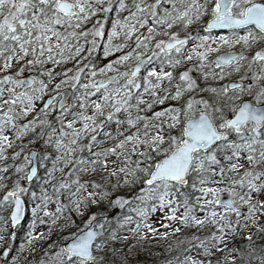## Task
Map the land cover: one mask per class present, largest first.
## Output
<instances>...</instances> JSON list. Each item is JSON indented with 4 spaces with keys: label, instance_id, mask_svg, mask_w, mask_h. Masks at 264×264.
Masks as SVG:
<instances>
[{
    "label": "snow or ice",
    "instance_id": "6c2138e0",
    "mask_svg": "<svg viewBox=\"0 0 264 264\" xmlns=\"http://www.w3.org/2000/svg\"><path fill=\"white\" fill-rule=\"evenodd\" d=\"M108 21L110 27L106 28ZM194 23L198 25L195 34L189 30V26ZM88 24L91 26L84 27ZM174 25L178 26L177 30H173ZM215 31H218L219 35H214ZM105 34L107 38L104 40L103 52L106 57L110 52L123 49L134 35L135 48L117 56L115 60H109L103 67L94 69L91 76L95 77L97 71L103 73L107 69H112L114 64L133 58L131 67L124 71L117 69L112 75L98 81L89 79L84 84L73 83V88L78 86L85 90L78 98L79 108L82 111L71 112L74 119H65V114L69 113L73 104L66 103L61 97L60 111L57 113L59 131L52 127V122L47 119H32L20 125L15 123L17 118L15 106L20 105V115L27 116L33 110V101L40 98L36 94L42 95L43 90L47 88L43 80L39 81L37 87L36 76L17 78L19 73L0 76V96H3L5 91L8 94L6 100H0V158L6 155L5 148L11 146L9 136L5 134L6 129L14 128L15 136L19 137L36 124H44L51 129L48 132L47 143L51 144L55 139L57 151L64 153L63 157L57 156L56 160H53V168L48 169L46 179H51V173L57 161L61 159L65 163L72 159L76 160L69 169V172H72L77 165L90 163L95 166L98 160L107 157L110 153L119 155L117 149L124 148L129 142L132 145V152H136V145L143 144L148 146L146 152L154 150L163 155L155 158L148 155L147 161L154 160V162L141 167L137 161L135 168L130 169L133 173L139 170L146 174V178L135 177L142 179L145 185L140 189L141 195L136 197L141 204L133 209L138 216L146 217L150 211L156 210L157 205L163 208L165 205H172L173 201L179 206L181 201L178 196H183L184 213L180 216V221L184 224L201 226L212 218V223L219 232L214 231L210 236L204 237V240L211 243L219 242L222 237L225 225L220 221L231 214L240 217L239 205H248V215L244 219L253 217L258 210L257 206L260 212H264V199L258 200L256 204L251 202V191L264 189V179H262L264 178V0H0V60L3 61L0 71L11 68L13 61H23L20 71H23L24 66L34 64L40 65L43 70L46 61H51L55 65L60 60L71 59V54L80 53L85 43L91 44L88 48V52L91 53L98 44L96 38H103ZM157 34L162 35L163 38H156ZM89 35L92 37L90 42L86 40ZM117 38L122 40L117 41ZM73 40L76 41L75 45L72 43ZM192 40L197 43H192L185 55V47ZM211 42H215L217 47L228 46L225 51L218 52L210 62L220 70L219 74H211L218 80L224 79L226 75L235 74V79L218 87L201 89L211 93L208 98L189 96L182 107L170 105L168 109L153 114V117L170 114L171 124L180 125L178 136L171 133L167 136L163 135L162 126L157 124L158 130L151 136L145 131L143 140L139 134H127L111 147H99L96 151H92L94 144L102 143L99 139L101 134L108 139L113 135L120 136L126 131L122 129L125 122L132 126L137 121H143V126L148 128L150 118L139 114L140 104L146 102L147 107H152L151 101H145V94L149 93L163 101L165 97H158L156 90L163 80L173 79L174 69L182 60L191 61L194 54L200 61L202 74L208 76L210 72L204 71L203 66L209 54L215 51ZM233 45L240 47L237 50ZM138 49L143 50L138 51ZM29 56L32 58L29 59ZM166 65L169 68L167 71H165ZM67 71L65 69L66 73ZM191 71L192 68L189 67L179 73L180 82L175 87L173 98H180L185 91L198 87L196 79L190 74ZM82 72L83 68H77L75 75L71 77L65 75V80L79 81ZM48 77H52L51 71H48ZM62 83H58L56 88L59 89ZM4 84L10 87L5 90ZM98 93H102L99 99L88 100V97ZM89 103L92 108L90 113L87 111ZM55 104V97H49L41 111L47 113ZM198 106L199 110H197ZM133 108L137 109L136 115L131 111ZM121 113L127 114L123 120L120 118ZM78 121L81 122L80 126L75 127ZM113 122L116 125L114 132L110 128ZM43 133L42 129L40 135ZM89 134L86 143H78L81 136ZM85 147L90 155L97 158L96 160L88 161L83 156L73 155L77 148L83 151ZM19 154L13 152L12 156L16 157ZM221 154L224 161H232L228 163L227 168L218 158ZM143 155L141 154L142 158ZM48 156L47 152L41 156L39 152L33 151L25 155V163L16 164L14 167L17 172L23 171L24 178L30 181L37 176V167ZM125 159L130 157L125 155ZM241 160L245 161L247 166L242 164ZM103 163L107 165V159H104ZM4 167L8 166L4 165ZM217 168L221 176L237 168L243 169L238 178L234 177L230 183L239 185L241 189L247 191L240 194L235 188L208 187L209 177L216 174ZM84 170L87 171V168ZM119 171L123 172L125 169L121 168ZM192 173L196 176L191 187L196 189V181H198L201 185L199 191L205 196L210 193L213 197L210 200L199 201L204 212L199 218L193 215L196 205L190 203L189 196L180 191L182 186L188 184V177ZM3 179L4 177L0 176V180ZM71 183L73 181L62 180L59 187L56 185L53 187L59 193L61 188L67 189ZM76 183H78L76 191L79 192L84 188L85 183H80L79 178ZM92 187L97 188L99 185L93 182ZM27 191V188L20 185L18 177L0 199V206L14 204L10 217L13 225L17 224L24 214V201L21 195ZM222 191L229 193V199H220L218 194ZM75 195L76 193H72L73 197ZM94 195L96 194L89 192L82 199L88 203V198ZM104 195L106 193H100L101 197ZM32 197L36 198L37 193L32 192ZM51 198L46 191L41 193V203L36 204L31 210L34 217L40 210H43L45 215H52L47 208ZM114 203H123V201L117 197ZM217 205H220L222 210H216ZM76 206L79 208L80 204L77 203ZM63 207L57 197L56 211H62ZM170 212L171 218L174 219L175 209L171 208ZM131 219L124 217L119 223ZM92 220L93 217H89V221ZM36 222L35 219L31 220L29 227H33ZM226 226L230 229L236 228L230 219ZM98 227L99 231L89 223L84 229L71 232L70 242L61 244L51 253L49 259H42L40 264H101L96 252L105 241L101 239L103 227L102 225ZM261 230L264 231V228ZM27 235L31 240L32 232L29 231ZM112 238L115 239V230L112 232ZM192 239L199 240V237L194 236ZM201 245L205 252L209 251V247L205 246L203 241ZM191 247L192 244L189 243V248ZM255 251L256 249H252L248 256ZM241 255L243 259L244 254ZM15 259L13 257V260ZM186 260L188 264H202L198 260H192L191 257H186ZM260 264H264V256L260 257Z\"/></svg>",
    "mask_w": 264,
    "mask_h": 264
},
{
    "label": "rangeland",
    "instance_id": "374dc122",
    "mask_svg": "<svg viewBox=\"0 0 264 264\" xmlns=\"http://www.w3.org/2000/svg\"><path fill=\"white\" fill-rule=\"evenodd\" d=\"M124 14L126 15V13ZM112 15H114V13H112ZM90 26V24L84 25V27ZM107 27H110V21L106 22V28ZM177 28L178 26H173V30H177ZM197 28L198 25L195 23L189 26V30L192 31L193 34H195ZM181 34H183L182 29ZM201 34H203L202 30ZM214 35H219V32L215 31ZM106 38V34L103 38L97 37L98 44L91 53L88 52V48L91 47V44L85 43L80 53L71 54V59L60 60V62L55 65H53L51 61H46L43 65V70L40 65L34 64L31 66H24L23 71H20V65L23 61H13V66L11 68L0 71V76L8 73H12L13 75L19 73L17 78H22L26 74H32L37 77V87L39 86L40 80H43L47 84V88L43 90L42 95L40 93L36 94L40 98L33 101V110L27 116L20 115V105L15 106L17 109V118L15 121L16 125L23 124L32 119H47L53 123L52 127L59 131V122L57 120L58 112H55V109L53 108L55 115L52 116L50 112L44 113L41 111V102L45 95L64 89H70L72 91V96L68 104H73V108L69 111V113L65 114V119H74L71 112L82 111V109L79 108L78 98L85 90L78 86L73 88V83H76L77 85L84 84L89 79H95L98 81L107 77L109 74L114 73L117 69L124 71L126 68L131 67L133 58H130L129 61H125L123 63L114 64L112 69H107L103 73L97 71L95 77L91 76V72L94 69L103 67L109 60H115L117 56L135 48L134 35L131 38V41L126 44L123 49H118L116 52H110L106 57L103 52V44ZM156 38H163V36L157 34ZM86 40L90 42L92 40L91 35H89ZM119 40H122V38H117V41ZM72 43L75 45L76 41L73 40ZM192 43H197V41H190V43L185 47V55H187ZM211 44L215 51L209 54L208 59L204 62L203 66L204 71L210 72L208 76H204L202 74L200 61L194 54L191 61L182 60L181 63L174 69L173 79L171 81L167 79L163 80L156 90L158 97H165L163 101L156 99L150 93L145 94V101H151L152 107L149 108L147 107L146 102H142L140 104L139 114L150 118L148 121V128L146 129L143 126V121H137L136 124L132 126H129L125 122L122 125V129L126 131H123L120 136L113 135L108 139H105L103 134H101L99 139L102 143L94 144L92 151H96L99 147H111L118 139H121L123 135L127 134H139L143 140L145 138L143 135L145 131H148L149 136H151L158 130L156 128L157 124L162 126L164 130L162 134L165 136L169 135V133L175 135L176 131H180L179 124H171L170 114H164L158 117H153V114L157 111L168 109L170 105L173 107H182L183 104L187 102L189 96H194L196 98L205 96L204 98H208V96L211 95L210 92L199 91L196 95L195 90L209 84H213L218 87L227 81L235 79V74L226 75L222 80L215 79V77L211 74H219L220 70L212 66L210 62L218 52H223L228 47L227 45H220L217 47L215 42H211ZM233 47L238 50L240 45H233ZM253 47H255V45H253ZM142 50L143 49H138V51ZM45 55H47V53H45ZM28 58L31 59L32 57L29 56ZM193 65L195 66L193 67ZM2 66L3 61L0 60V69H2ZM189 67L192 68L190 74L196 79L198 87L193 90L185 91L180 98H173L172 94L175 92V87L180 82L179 73ZM29 68H31V71H29ZM77 68H83L80 80H65V75L69 77L75 75ZM65 69L68 70L67 73L65 72ZM167 70H169V68L166 65L165 71ZM48 71L52 72L51 78L48 77ZM61 82H63L61 87L57 89L56 85ZM121 82L123 81L121 80ZM8 87H10V85H3L5 90H7ZM101 94L102 93L94 94L93 96L88 97V100H97ZM7 98L8 94L7 91H5V94L0 96V100H6ZM133 103H135V101H133ZM91 110V103H89L87 111L90 113ZM197 110H199V106ZM131 111L133 115L137 114L136 108H133ZM126 115V113H121L120 118L123 120ZM80 123L81 122L78 121L75 127H79ZM115 127V122H113L110 125L113 132L115 131ZM42 129L44 130V133L43 135H40ZM137 129H139L138 133ZM50 130L51 129L48 128L47 125L36 124L24 131L19 137L15 136L14 128H8L5 130V134L9 136V140L11 141V146L5 148L6 155L3 158H0V176L4 177L3 180H0V185H3L0 187V199H2L4 193L8 191L9 187L18 176L24 177L25 173L23 171L17 172L14 165L25 163L26 154L38 151L41 156H43L45 152H47L49 156L46 160H43L41 165H39L40 171L34 179L32 186H24V188L28 189L27 192H24L21 195L25 203L24 220L15 228H11L9 222V211L12 204L10 203L0 206V264H40L42 259H49L51 253L54 252L57 247L70 239L71 232H75L77 229H84L90 222L89 217L94 218L97 215L104 213V211L109 207L110 201L116 200V198H113L116 191L128 190L135 185L137 188L141 187L142 179H136L135 177L146 178V174L139 170L135 173L130 170L135 168L137 161H139L141 167H144L152 162L147 161L148 155H152L154 158L163 155V153L156 152L154 150L146 152L148 146L143 144L136 145V152H132V145L131 142H129V144L124 148L117 149L120 153L119 155L110 153L107 157H103L98 160L95 166L90 163L77 165L72 172H69V169L76 163V160L72 159L65 163V161L61 159L57 161L55 169L51 173V179H46L48 169L53 168V160H56L57 156H64L62 151H57L55 147V139L52 140L51 144L47 143L49 140L48 132ZM89 136L90 134L88 136H81L78 143H86ZM13 152H19L20 154L13 157ZM141 154H144L143 158L141 157ZM73 155L75 157L83 156L88 161L97 159L96 157L90 155L87 147H85L83 151L77 148ZM125 155L129 156L130 159H125ZM218 158L226 168L228 163L232 162L224 161L222 154L218 156ZM104 159H107V165H104ZM241 163L247 166L245 161L241 160ZM4 165H7L8 167L5 168ZM213 167L216 166L213 165ZM85 168H87V171L84 170ZM121 168H124L125 171H119ZM242 170L243 169L241 168H237L231 172H226L223 176H221L219 174V168H217L216 174L210 175L207 186L224 189L235 188L238 192H240V194H243L247 191V189H241L239 185H233L230 183L234 177L238 178L239 173ZM193 174L194 179L190 182V188L188 189L194 193V200L192 204L196 205V210L193 215L199 218L204 215L199 201L206 199L210 200L213 197L210 193L205 196L199 191L201 185L198 181H196V189L191 187L196 176L195 173ZM78 178L80 183H85L84 188L79 192L76 191L78 187V183H76V181ZM62 180H70L73 181V183H71L67 189L61 188L59 193H57L53 185L59 187ZM93 182L99 185V187H92ZM143 187H145V185ZM140 189L132 201L128 200L124 203L127 214L121 217L118 221H113V224L107 227L105 234L101 238L105 241V243L96 252L99 259L104 256H108L109 260H111V262H115L116 264H131L136 262L139 257H146L151 262H156V264H188L186 257H191L192 260H198L202 262V264H209V262L210 264H229L238 257L239 249L245 241H247L246 249L252 248V238L254 232L264 228V212L259 211V206H257L258 210L253 217L244 219V217L248 215V205H239L241 210L240 217H237L235 214H231L230 216H226L225 220L220 221L222 225H225L222 237L219 242L210 243L209 241L204 240V237L210 236L214 231L219 232L215 224L212 223V218H209L201 226L191 223L184 224L180 221V216L184 213L183 204L178 206L175 201H173L172 205H165L163 208H160L159 205H157L156 210L150 211L146 217L138 216L137 212L133 211V209H136L138 205L141 204V201L136 199V197L141 195ZM44 191L52 197L47 204L48 212L52 213V215H45L44 211L40 210L34 217L31 210L36 204L41 203L40 195ZM32 192L37 193L36 198L32 197ZM89 192L95 193L96 195L89 197L88 203H85L82 198L86 197ZM102 192L106 193L103 197L100 196V193ZM72 193H76L75 197L72 196ZM223 194L229 195L227 191H222L218 195L220 197ZM57 197L59 198V203L64 206L60 212L56 211ZM260 198L264 199V189H261L260 191H251V202L253 204H256ZM169 199H171V196ZM77 203L80 204L79 208L76 206ZM171 208H174L176 212L174 219L171 218ZM216 210H222L221 206L217 205ZM97 212H99V214H97ZM124 217H131L132 219L122 224L119 223L124 220ZM33 219L37 222L30 228L29 222ZM229 219L232 224L236 225L235 229H230L226 226ZM138 220L139 226H137ZM5 221H7V223H5ZM40 221H43V223ZM133 229L136 230L133 232ZM176 229H179V231ZM113 230H115V239L112 238ZM188 230H191L195 234V237H199V240H195V247L186 252V254L182 257L179 255H173L174 251L171 252V249L174 246L178 247L180 243V239L178 238ZM29 231L32 232L31 240H29L27 235ZM201 241H203L205 246L209 247L208 252L204 251ZM21 245H23V247H21ZM5 247H9L11 249V255L7 260L1 262V252ZM160 251H164L165 254L169 253L165 256L169 257L160 258L158 255ZM261 256H264V254ZM13 257L16 259L13 260ZM260 257L258 260L259 262Z\"/></svg>",
    "mask_w": 264,
    "mask_h": 264
},
{
    "label": "trees",
    "instance_id": "16d2710c",
    "mask_svg": "<svg viewBox=\"0 0 264 264\" xmlns=\"http://www.w3.org/2000/svg\"><path fill=\"white\" fill-rule=\"evenodd\" d=\"M209 87H216V86H214L213 84H209L207 86L206 85L203 86L202 88L201 87L197 88L195 90L196 91L195 94L197 95L198 92L201 91V89H205V88H209ZM206 95H207V93H206ZM179 134H180V131L175 132V135H179ZM193 179H194V174L192 173L189 175L188 184L186 186H182L180 188L181 192H184L189 196V202L190 203H192L194 200V193L191 190H189L188 188H190V182L193 181ZM143 186H144V184H143V182H141V187H143ZM140 188H137L135 185V186H132L128 190H118L115 192L113 198L117 199V197H119V198H121L123 203H114L115 200L110 201L109 207L103 213V214H106L108 217V221H109L108 226L113 224V221H118L121 217H123L124 215L127 214L126 209H125L126 206L124 203L128 200L132 201L134 199V197L138 194V190ZM178 199H180L181 204H183L184 197L178 196ZM97 214H99V212H97ZM194 235L195 234L191 230H188V231L184 232L182 235H180V237L178 238V239H180V243H179L178 247L174 246L171 249V252L174 251L173 255H179L180 257H182L190 249H193L196 245V241H195L196 239H192V237H194ZM252 240H253L252 248L246 249V245H247L246 242L247 241H245L239 249L238 257L235 260L231 261L229 264H260V262L258 261L259 257L264 254V231H262V230L255 231ZM189 243L192 244L191 248H189ZM252 249H256V251L253 252L251 256H248V253H250L252 251ZM242 253L244 254L243 259H242V255H241ZM166 254H169V253H166ZM166 254L164 251H160L158 255L160 258H162V257H165ZM168 257L169 256H167L165 258H168ZM100 261H101V264H116L115 262H111V260H109L108 256H104L103 258L100 259ZM131 264H156V262H151L146 257H139L136 260V262H133Z\"/></svg>",
    "mask_w": 264,
    "mask_h": 264
},
{
    "label": "water",
    "instance_id": "95a60500",
    "mask_svg": "<svg viewBox=\"0 0 264 264\" xmlns=\"http://www.w3.org/2000/svg\"><path fill=\"white\" fill-rule=\"evenodd\" d=\"M214 58H215V57H214ZM110 75H112V74H110ZM29 76H33V75H26L24 78H27V77H29ZM59 94L61 95V97H63V99L66 101V103H68V99L70 98V95H71V90H70V89H64V90L60 91ZM49 97H56V94H55V95H51V96H49ZM49 97H47L45 103L47 102V100H48ZM60 99H61V98H60ZM60 99H59V100H60ZM57 109L60 110V107H59V101H58V103H57ZM37 168H38V167H37ZM37 170H38V169H37ZM33 179H34V177L32 178V180H33ZM188 179H189V177H188ZM16 180H17V179H16ZM32 180L29 181V180L25 179V182H26V183H30ZM19 183H20V185H21V179H19ZM12 186H13V184L11 185V187H12ZM11 187H10V188H11ZM220 199H221V200H227V199H229V195L223 194V195L220 196ZM260 199H261V198H260ZM22 200H23V199H22ZM24 206H25V204H24ZM13 207H14V204H12L11 209H10V212H9V220H10V227H11V228L16 227V226H17L20 222H22L23 219H24V214H23V215L21 216V218H20V220H19V222H18L17 224H15V225L11 224V219H10V217H11V210L13 209ZM107 222H108V217H107L106 215H99V216L93 218L92 221H90V223L92 224V226H93L94 228H96L98 231L100 230L98 226L102 225V227H103V234L105 233V228H106V226H107ZM103 234H102V236H103ZM70 239H71V238H70ZM70 239L67 240V242H70ZM10 255H11V249H10L9 247H5V248H3L2 252H1V262H4L5 260H7V259L10 257Z\"/></svg>",
    "mask_w": 264,
    "mask_h": 264
},
{
    "label": "flooded vegetation",
    "instance_id": "af4514ba",
    "mask_svg": "<svg viewBox=\"0 0 264 264\" xmlns=\"http://www.w3.org/2000/svg\"><path fill=\"white\" fill-rule=\"evenodd\" d=\"M22 78H23V77H22ZM59 92H60V91H56V92L50 93V94H48V95H45V96L43 97V99H42V102H41V109H42L43 106H44V104H45V101H46L47 97L56 94V97H55V99H56V104H55L53 107H50V108L48 109V111H47V112H50L52 116L55 115V112H59V111H60V110L57 109V103H58V101H59V97H60V94L58 95ZM53 108L55 109V112H54ZM52 124H53V123H52ZM34 152H35V151H34ZM36 152H38V151H36ZM37 169H38V170H37V175H38V173H39V171H40L39 166H38ZM18 177H19V179L24 180V179H23L24 177H21V176H18ZM18 177H17V178H18ZM36 177H37V176H36ZM36 177H35V178H36ZM17 178H16V179H17ZM16 179H15V180H16ZM32 184H33V182L30 183V184H28V185H29V186H32ZM24 186H27V185H24V184H23L22 187H24Z\"/></svg>",
    "mask_w": 264,
    "mask_h": 264
}]
</instances>
